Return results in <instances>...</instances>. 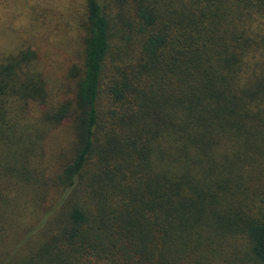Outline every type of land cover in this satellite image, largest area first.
I'll return each instance as SVG.
<instances>
[{
  "label": "trees",
  "instance_id": "obj_1",
  "mask_svg": "<svg viewBox=\"0 0 264 264\" xmlns=\"http://www.w3.org/2000/svg\"><path fill=\"white\" fill-rule=\"evenodd\" d=\"M71 99L0 62V264H264V0H86Z\"/></svg>",
  "mask_w": 264,
  "mask_h": 264
},
{
  "label": "rangeland",
  "instance_id": "obj_2",
  "mask_svg": "<svg viewBox=\"0 0 264 264\" xmlns=\"http://www.w3.org/2000/svg\"><path fill=\"white\" fill-rule=\"evenodd\" d=\"M86 0H0V62L30 50L52 102L71 99L69 69L81 63Z\"/></svg>",
  "mask_w": 264,
  "mask_h": 264
}]
</instances>
